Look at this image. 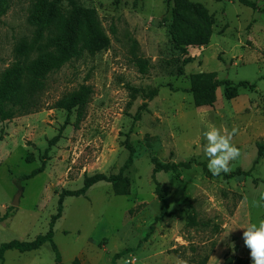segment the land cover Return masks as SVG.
I'll return each mask as SVG.
<instances>
[{
    "label": "rangeland",
    "instance_id": "374dc122",
    "mask_svg": "<svg viewBox=\"0 0 264 264\" xmlns=\"http://www.w3.org/2000/svg\"><path fill=\"white\" fill-rule=\"evenodd\" d=\"M49 1L0 0V81L12 71L13 96L24 85L20 76L44 83L37 110L0 121V245L45 234L60 193L80 188L85 175L117 174L128 157L127 137L134 149L124 173L127 194L101 181L63 200L53 227L62 264L75 258L112 264L116 253L117 264H175L177 257L187 264L235 257L252 264L241 228L264 218V207L253 206L264 194V0H251L256 8L187 0L178 11L169 0H77L96 11L106 43L59 68L44 26ZM53 15L52 29L61 31L69 19L65 0H56ZM198 72L256 88L226 99L220 86L212 106L198 107L189 91ZM81 85L91 87V96L67 117L55 102ZM210 124L237 129L232 142L240 155L230 173L214 176L207 168L202 133ZM42 161L44 170L25 179ZM156 161L190 163L155 174L169 211L158 221ZM237 169L247 174L233 175ZM2 261L55 264L49 242L29 252L7 250Z\"/></svg>",
    "mask_w": 264,
    "mask_h": 264
},
{
    "label": "trees",
    "instance_id": "16d2710c",
    "mask_svg": "<svg viewBox=\"0 0 264 264\" xmlns=\"http://www.w3.org/2000/svg\"><path fill=\"white\" fill-rule=\"evenodd\" d=\"M60 1V0H57ZM67 2L69 19L67 24L61 31L55 32L52 26L55 22L53 15L56 0L47 3V16L44 26L48 28L51 33V62L55 68H59L72 59L80 58L83 54H95L106 43L104 42L101 32L100 24L96 11L93 8L83 7L77 0H65ZM173 1V10L178 11L187 6V0H169ZM239 3L250 8H256V3L251 0H238ZM205 16V15H204ZM210 36V31L207 32V37ZM104 42V43H103ZM140 70L144 72L146 65L138 63ZM21 74H25L21 69ZM12 71H7L0 81V121L9 120L17 115L26 114L37 110L40 107V95L38 91L44 86L43 81L38 77L27 83L25 75L20 81L24 83L19 95L13 96L10 94L14 89L13 83L10 81ZM223 86V95L226 99H232L239 95L241 90H253L256 88L255 83L247 80H240L233 82L230 79H219L216 72H198L190 77L189 91L192 94L193 103L195 106H212L216 101V91ZM92 89L88 85H81L78 89L65 94L55 102V107L63 109L67 113V117L72 114L74 110L84 106L91 96ZM58 139V136L53 137L49 141V146H52ZM124 145L128 149V157L117 174L105 175L96 173L93 175H85L83 184L76 190H63L58 199V207L55 215L51 217L49 229L45 234L37 235L31 241L11 240L0 245V260H3V255L7 250L15 249L19 252H29L40 248L44 243L49 242L54 252L55 264H62L61 253L53 242V227L56 221L61 217L63 209V200L69 196L86 195L88 189L94 184L106 181L113 185L114 192L117 195H125L128 193L129 181L124 175L125 171L133 162L134 149L126 137ZM264 149V147H263ZM262 148H260V151ZM38 167L32 170L25 179L32 178L36 174L42 172L45 168V161ZM189 162L179 163H163L156 161L152 170L151 178L155 183V191L161 199L160 214L156 220H161L164 216L169 214L168 206L163 197L159 182L156 180L155 174L160 171L167 172L172 170L178 171L181 166H189ZM247 174L237 169L233 175ZM191 224H196L194 217H189ZM121 256V253H116L112 257V264H117L116 260ZM3 262V261H2ZM229 262V263H228ZM72 264H79V259L75 258ZM224 264H249L247 259L235 257L233 260L226 261Z\"/></svg>",
    "mask_w": 264,
    "mask_h": 264
},
{
    "label": "clouds",
    "instance_id": "9594fccd",
    "mask_svg": "<svg viewBox=\"0 0 264 264\" xmlns=\"http://www.w3.org/2000/svg\"><path fill=\"white\" fill-rule=\"evenodd\" d=\"M236 132L235 128L229 132L228 129H220L214 124H210L203 131L202 136L206 143L202 145V151L207 158V168L212 175L218 176L221 173L231 172V161L240 155V150L232 142ZM260 187L264 190V185ZM253 206L264 207V194L261 195L260 200L253 201ZM241 229H243V243L249 250L252 264H264V218L249 222ZM120 264H131V261L122 259ZM175 264H187V261L177 257Z\"/></svg>",
    "mask_w": 264,
    "mask_h": 264
},
{
    "label": "water",
    "instance_id": "95a60500",
    "mask_svg": "<svg viewBox=\"0 0 264 264\" xmlns=\"http://www.w3.org/2000/svg\"><path fill=\"white\" fill-rule=\"evenodd\" d=\"M18 203V196H15V199L13 201V205H16Z\"/></svg>",
    "mask_w": 264,
    "mask_h": 264
}]
</instances>
